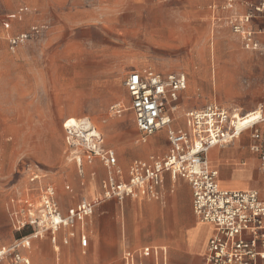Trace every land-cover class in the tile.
Masks as SVG:
<instances>
[{
  "label": "rangeland",
  "instance_id": "374dc122",
  "mask_svg": "<svg viewBox=\"0 0 264 264\" xmlns=\"http://www.w3.org/2000/svg\"><path fill=\"white\" fill-rule=\"evenodd\" d=\"M104 1L0 0V7L6 8L0 14L2 23L14 16L9 28L4 24L7 35L0 46V248L28 237L31 247L22 253L31 264L36 245L48 252L56 235L47 226L44 236L32 237L43 225L18 232L12 226V209L19 210L27 197L34 203L35 215L42 218L38 207L46 186L54 188L63 215L83 202L93 203L85 200L83 190L92 172H80L74 157L83 154L68 145L65 122L76 118L90 123L126 171L135 161H146L141 156L150 149L137 144H142L141 134L124 85L131 71L187 75L188 87L178 100L177 126L185 127L186 112L211 103L244 113L264 107V51H246L227 16L216 15L209 35L199 36V19L191 20L194 33L175 35L162 25L173 21L177 8L172 4L160 2L148 11L141 4L136 14L107 10ZM114 27L128 32H115ZM18 34L27 38L12 49L10 40ZM204 45L207 48L199 49ZM115 105L122 108L121 115L111 109ZM160 134L147 138L146 144L158 139L155 151L168 145ZM33 173L41 178L32 181ZM103 179L94 202L102 199ZM95 210L75 226H83Z\"/></svg>",
  "mask_w": 264,
  "mask_h": 264
},
{
  "label": "built area",
  "instance_id": "2783aa9c",
  "mask_svg": "<svg viewBox=\"0 0 264 264\" xmlns=\"http://www.w3.org/2000/svg\"><path fill=\"white\" fill-rule=\"evenodd\" d=\"M235 5L234 0H228L225 9L235 10ZM244 6L247 9L245 13L240 14L236 10L229 17L231 31L246 51L263 52L264 0L245 2ZM13 18L14 16L6 18V28L11 26ZM33 30L38 32V26ZM26 38L27 34L11 38V48L14 49ZM124 85L130 98L129 109L134 114L136 126L141 133V143H146L147 138L165 130L169 151L166 155L153 157L149 161H135L125 175L116 152L105 147L101 134L97 132V136H91L96 130L88 126L90 123L77 127L66 126L68 121L65 122L68 145L73 150H81L83 154L74 157L80 172L84 173L85 163L92 164L97 160L106 168L101 201H124L139 193L156 198L159 196L157 189L166 174L173 178H183L192 186L196 217L211 224L215 230L208 241L203 264H264V200L256 190H223L218 181L219 172L211 166L208 158L211 149L231 145L244 133H250L253 141L250 149L258 155L264 173L261 130L264 108L261 106L244 113L236 108L211 103L204 108L186 112L185 127H182L175 124L179 96L188 87L185 73L163 74L152 69L134 70L128 74ZM111 109L118 115L123 112L118 105ZM87 128L91 132L86 131ZM40 178L39 174L33 173L32 181ZM21 204L19 210L14 208L10 211L12 226L18 232L42 225L44 228H53L52 231L56 226H72L91 216L97 205L83 202L63 215L52 186L41 190L38 208L43 213L42 218L35 215L34 203L29 198L26 197ZM54 217L59 218L60 222ZM81 243L83 246L87 245L85 237L81 238ZM28 247L30 240L25 237L0 248V264H31L22 253ZM152 251L154 250L148 247L143 250V254L149 255ZM126 261L127 264H135L130 254Z\"/></svg>",
  "mask_w": 264,
  "mask_h": 264
},
{
  "label": "crops",
  "instance_id": "0c3cea01",
  "mask_svg": "<svg viewBox=\"0 0 264 264\" xmlns=\"http://www.w3.org/2000/svg\"><path fill=\"white\" fill-rule=\"evenodd\" d=\"M55 1L59 0H41V2ZM255 1L234 0L235 10L225 9L228 0H115L114 6L110 5L112 0L104 2L107 4V10H132L136 14V7L140 9L141 4L145 5L147 11L154 9L157 3L161 4L160 2L172 4L177 8L171 15L173 21L162 22V25L168 27L171 34L184 35L195 32L193 24L195 22L192 21L199 19L200 36L213 32L216 15L229 18L236 10L243 14L247 10L244 3ZM3 10L5 12L6 8L0 7V14ZM51 19L53 20V17ZM5 21L6 18L3 19V23L0 19V46L3 44L4 36L7 35L4 29ZM113 29L119 33L128 32V30L119 31L118 27ZM199 44L206 45V43ZM205 45L199 46V49L207 48ZM261 130L264 145V124ZM156 134H160L159 137L162 139L167 137L165 130ZM150 140L144 145L137 141L139 147L150 149L146 155L141 156L146 161L155 154L160 155L169 151V142L167 146L160 145L155 151L154 146L158 139ZM252 143L250 133H244L231 145L211 149L208 158L211 166L219 172L218 181L223 190H256L264 200V173L258 155L250 149ZM119 165L127 175L129 170L126 171L120 162ZM87 171L92 172V176L83 189L85 200L94 202V196L99 195L100 190L98 181L103 176L104 179L106 178L107 171L98 160L92 164L85 163L84 174ZM57 186L59 190H63L59 179ZM157 190L159 196L156 198L139 193L124 201L117 199L101 201L95 207L94 216L90 217L83 226L74 224L69 228H62L58 233L53 232L56 237L54 236L53 241L47 245L48 252L44 250L43 245H36L31 253L33 263L127 264L126 258L130 254L135 264H203L208 241L215 230L211 224L204 223L196 217L191 184L183 178H173L170 174H166ZM67 202H70V197L67 198ZM63 210L65 211L64 208ZM74 233H77V236ZM82 237L87 240L86 246L81 243ZM148 247L154 251L144 255L143 250Z\"/></svg>",
  "mask_w": 264,
  "mask_h": 264
},
{
  "label": "bare ground",
  "instance_id": "6f19581e",
  "mask_svg": "<svg viewBox=\"0 0 264 264\" xmlns=\"http://www.w3.org/2000/svg\"><path fill=\"white\" fill-rule=\"evenodd\" d=\"M215 53V52H214ZM215 57V56H214ZM80 122H83V123H80ZM78 121L77 119H73V118H71V119H69L68 120V122H67V124H66V126H77V127H79L81 124H86V123H88V122H85V121ZM87 126V125H86ZM86 131H90L91 132V129L90 128H87V129H85ZM91 136H97V132L96 131H93V133L91 134ZM138 143H139V141H138ZM143 144V143H142ZM146 144V143H145ZM144 145V144H143ZM95 179V178H94ZM87 200V199H86ZM101 201V198H99V199H96L95 200V202H93V203H95V204H98L99 202ZM44 218H46V216L44 215ZM54 219H56L58 222H60V219L59 218H57V217H54ZM62 228H68V226H63V225H61V226H56V227H54V233H56L57 231H59V229H62ZM47 229H45L44 227L40 230V231H38L37 233H35L32 237H39V236H44V232L46 231ZM30 247H31V244H30Z\"/></svg>",
  "mask_w": 264,
  "mask_h": 264
}]
</instances>
